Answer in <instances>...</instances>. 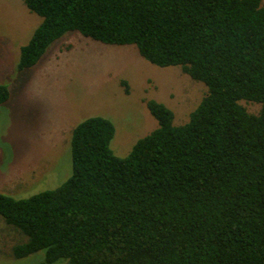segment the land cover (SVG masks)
I'll list each match as a JSON object with an SVG mask.
<instances>
[{
    "label": "trees",
    "instance_id": "16d2710c",
    "mask_svg": "<svg viewBox=\"0 0 264 264\" xmlns=\"http://www.w3.org/2000/svg\"><path fill=\"white\" fill-rule=\"evenodd\" d=\"M22 1L41 20L19 47L18 71L76 31L133 44L207 89L182 124L146 99L157 126L122 157L110 147L109 119L74 125L61 184L25 197L0 192V216L25 236L12 256L43 249L37 264H264V2ZM8 96L0 83V103ZM241 100L258 103V113Z\"/></svg>",
    "mask_w": 264,
    "mask_h": 264
},
{
    "label": "rangeland",
    "instance_id": "374dc122",
    "mask_svg": "<svg viewBox=\"0 0 264 264\" xmlns=\"http://www.w3.org/2000/svg\"><path fill=\"white\" fill-rule=\"evenodd\" d=\"M40 20L22 0H0V83L9 90L0 103L2 193L25 197L61 184L71 173L72 127L86 117L112 122L110 147L122 157L157 126L146 99L164 103L174 113L173 123L182 124L206 92L203 82L179 66L152 64L133 44H105L76 31L53 41L35 65L18 71L19 47ZM240 104L250 113L260 109L251 101ZM24 239L0 216V264L43 260V249L12 256V246Z\"/></svg>",
    "mask_w": 264,
    "mask_h": 264
}]
</instances>
